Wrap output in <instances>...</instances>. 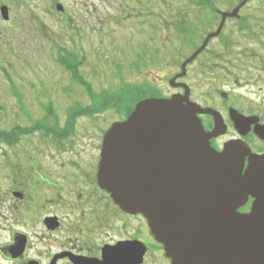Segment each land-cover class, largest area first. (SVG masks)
Segmentation results:
<instances>
[{"label": "flooded vegetation", "instance_id": "obj_1", "mask_svg": "<svg viewBox=\"0 0 264 264\" xmlns=\"http://www.w3.org/2000/svg\"><path fill=\"white\" fill-rule=\"evenodd\" d=\"M242 1L223 8L216 0H204L182 10L169 2L167 21L150 23L156 31H167L168 40L194 48L183 54L178 65L171 60L165 89L125 86L119 90V104L69 106L64 108L69 113L63 121L54 119L56 113L48 101L42 106L44 115L31 125L39 127L31 132L35 134L31 140L16 135L0 143V264H106V250L120 245L144 247L139 263L144 264L150 249L162 252L142 215L123 211L100 185L98 163L106 128L99 135L76 137L78 117L119 105L125 112L119 119L123 120L140 100L139 93L156 98L186 94L189 101L213 111L197 117L207 133L216 128L217 135L209 139L214 149L220 150L225 142L243 141L253 154L264 153V19L257 24L250 21L251 15L241 12L252 0L240 5ZM2 6L9 21L0 24V37L2 24L13 31H54L62 25L76 30L81 21L76 6L95 15L94 0H0ZM140 13L138 6L125 7L121 19L138 26ZM180 52L177 58L182 57ZM111 256L109 260L116 264L117 256Z\"/></svg>", "mask_w": 264, "mask_h": 264}, {"label": "water", "instance_id": "obj_2", "mask_svg": "<svg viewBox=\"0 0 264 264\" xmlns=\"http://www.w3.org/2000/svg\"><path fill=\"white\" fill-rule=\"evenodd\" d=\"M198 113L213 111L178 95L137 102L104 134L100 185L147 219L170 264H264V154L242 141L216 151V128L207 133ZM144 252L120 245L106 250V264L112 254L116 264H139Z\"/></svg>", "mask_w": 264, "mask_h": 264}, {"label": "rangeland", "instance_id": "obj_3", "mask_svg": "<svg viewBox=\"0 0 264 264\" xmlns=\"http://www.w3.org/2000/svg\"><path fill=\"white\" fill-rule=\"evenodd\" d=\"M203 1L119 0L118 4H114L112 0H94L95 15L86 14L76 6L81 21H78V27L73 31L64 25L54 31L35 28L13 31L11 27L2 24L0 129L9 130L15 124L26 130L44 115L42 106L48 104V101L53 104L56 113L54 119L60 118L63 121L69 113L65 112L66 108L76 104L82 107L95 102L91 96L101 97L103 92H120L125 86L165 89V81L172 73L171 60L178 65L183 54H189L190 49L194 48L181 46L177 39L168 40L165 37L167 31H156V27H151L150 23L167 21L169 2L182 10L202 5ZM216 1L221 7L230 8L239 0ZM130 6H138L141 11L138 26L129 25L128 21L121 19L125 16L123 8ZM91 8L90 5L92 12ZM241 13L251 15L250 21L259 23L264 19V0H252ZM152 40H156V44ZM179 50L182 57L177 58L176 52ZM66 51L73 52L77 57V72L90 84L91 93L82 84L75 82L71 72L58 62V56L67 54ZM173 66L176 70L175 63ZM48 92L51 93L50 98ZM123 110L121 106H110L103 113L78 117L73 134L76 137L82 133L99 135L101 129L123 117ZM19 135L31 140L35 134L21 131ZM144 264H169V261L158 248L153 247L146 255Z\"/></svg>", "mask_w": 264, "mask_h": 264}, {"label": "trees", "instance_id": "obj_4", "mask_svg": "<svg viewBox=\"0 0 264 264\" xmlns=\"http://www.w3.org/2000/svg\"><path fill=\"white\" fill-rule=\"evenodd\" d=\"M58 61L68 70L71 72L72 76L76 79H78L80 82L82 81L79 73L77 72V65L79 63V61H77L75 59V57L72 54H67L66 57L64 56H60L58 58ZM84 87L87 89V91L89 93H91V88L90 85L86 84V82H83ZM131 93V92H130ZM146 94L141 93V95L139 94V98L140 97H145ZM147 96V95H146ZM95 100V103H116L119 104L120 102V93H116L115 95H112L110 97H100V98H93ZM97 100V101H96ZM70 118H73L74 116L72 114L69 115ZM37 126H30L29 128H26V130L21 129L19 125H14L12 126L9 130H5V129H1L0 130V143L1 142H6L9 141V138H11L12 136H16L18 135V133H20L21 131H33ZM23 134V133H22ZM8 143V142H7Z\"/></svg>", "mask_w": 264, "mask_h": 264}]
</instances>
